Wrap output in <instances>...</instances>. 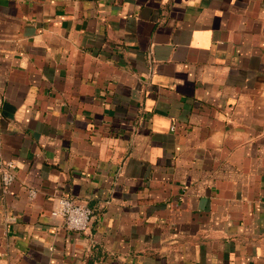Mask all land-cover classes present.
<instances>
[{
    "label": "crops",
    "instance_id": "0c3cea01",
    "mask_svg": "<svg viewBox=\"0 0 264 264\" xmlns=\"http://www.w3.org/2000/svg\"><path fill=\"white\" fill-rule=\"evenodd\" d=\"M0 154V264H264V0H0Z\"/></svg>",
    "mask_w": 264,
    "mask_h": 264
},
{
    "label": "built area",
    "instance_id": "2783aa9c",
    "mask_svg": "<svg viewBox=\"0 0 264 264\" xmlns=\"http://www.w3.org/2000/svg\"><path fill=\"white\" fill-rule=\"evenodd\" d=\"M16 165L13 161L4 159L0 154V183L4 190H9L15 180ZM36 191L29 190L30 197H34ZM54 216L62 218L65 227L74 232L85 231L91 222L92 210L83 204L61 197L58 199L57 206L51 211Z\"/></svg>",
    "mask_w": 264,
    "mask_h": 264
}]
</instances>
